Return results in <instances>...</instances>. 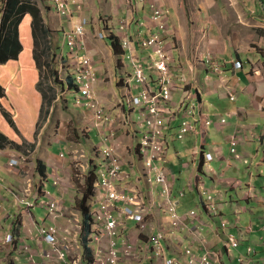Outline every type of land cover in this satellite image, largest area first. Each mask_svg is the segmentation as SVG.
<instances>
[{"label": "rangeland", "instance_id": "rangeland-1", "mask_svg": "<svg viewBox=\"0 0 264 264\" xmlns=\"http://www.w3.org/2000/svg\"><path fill=\"white\" fill-rule=\"evenodd\" d=\"M48 1L31 0L39 8L42 5L40 15L49 31L47 36L40 35V33L34 39L33 52L35 60L40 61L41 64V67H37L38 71L35 74L38 77L36 85L39 92L42 93L41 90H43L48 95L43 98L41 112H43L44 117L41 118L37 129H35L34 138L26 139L22 137L17 127L19 120L16 119V115L2 107L4 105L0 101L2 113L4 110L8 113L5 115L3 113L2 115L9 126L13 128L15 134L21 137L19 142L14 141L11 137L6 138V140H3L2 137L0 138V148L10 146V148L16 149L19 154V156H17L18 154L10 156L7 161V169L16 174L17 180L10 182L1 180L0 177V187L3 189L2 194L12 206L10 210H7L8 217L4 220V227L0 228V264H73L74 262H77V264H157L149 263L146 258L158 255L163 257L164 254L170 251L167 246H163V243L166 242L165 239H157L161 234L165 238L168 237L163 232L164 226L162 223L167 221V218H165L167 208L163 205H155L148 202L146 209H150V211L143 210L141 214L142 223L136 227L140 229L136 239L131 236L128 230L129 223L122 222V227L120 229L116 228L117 222L121 219L120 212H116L115 215H112L110 221L103 223H100L99 219L90 220L87 232L84 231L83 220L79 222L78 229L73 221L78 219L77 210L79 209L77 203L82 197L81 194L83 195L87 188L85 180L87 170L83 177L76 174L80 169V166L76 164L78 160L83 164L97 165V179L93 183V194L89 196V205L95 199V185L100 181L101 173L105 168L107 159L102 156L105 150H109L117 157L118 162H122V166L119 169L123 175L126 173L123 164L129 161L132 155L133 162L138 161L139 166L142 168H145L147 164L158 165L161 161H165L162 164V168L167 170L168 141L165 140L166 137L163 135L159 137L158 134L154 135L153 131L144 127L141 121L137 122L139 120L138 113L136 114V119H133L132 122L127 120L128 115H126L123 125H119L116 121L117 116L113 113L116 107L111 104L113 101L108 99V96L111 95L109 91L102 93V96L100 95L101 98L107 101L105 104L99 99H94L92 97L93 94L84 96L85 98L82 102L76 103L77 94H74L65 85L59 82L55 83L53 78L51 80L48 77L52 66V70L54 71L55 69L60 75L61 78L59 77V80H64L68 68L73 69L77 63V57L86 54L91 59L92 74L95 73L92 76V80L96 81L91 87L86 82V90L93 89L94 85L98 84L100 77L110 80L112 66L107 61H113L114 64H117L118 60L109 57L104 40H107L111 49H113L111 40L116 38L119 49L123 51L128 64L133 63L131 54L141 60L140 65H131L130 75H125L128 77L125 87L129 90L137 88L139 93L140 88L150 85L154 94H160L161 102L158 108L163 111V118L169 122L171 121L170 124L173 119L179 121L176 136L182 134L183 137L177 139H184L190 133L197 136L199 148L205 149V151H201L203 160L207 158L212 161L218 160V158L223 159V157L216 155L222 154L221 151L224 148L223 156L225 158L230 156V162L236 161V158L242 159L245 168L250 167V170L259 168L257 169L259 172L262 169V176H256L257 181H259V188L257 186H249L244 195L248 199L256 198V200L259 199L260 195L264 196V161L261 160V158H264V150L263 156L256 157L257 150L255 152L252 151L249 147L250 144H248L245 147L247 153L239 154L237 147L232 149L226 141L225 135L227 132L218 133L228 123H233V118L229 116V112L224 110H238L241 107V111L245 110L253 119V122L249 121L247 125L249 127L254 124L259 126V134L255 133L254 139H259V136L264 134V126L255 117L261 114L259 106L264 109V104H262L264 103V0H255L253 3H248V14H243L242 16H240L239 11L244 9L240 8L239 5H244L246 2L244 0H175L173 1V8L177 14L174 13L173 17L168 8L160 4L158 0H153L152 3L162 10L163 17L165 15L169 16L170 19L172 17V24L174 25V20L176 23V27L174 26L171 32L173 36L170 37L171 34L168 35V32L171 29L169 28L168 18V31L163 48L171 54L172 61H152L158 58L155 53L157 47H154V49L152 47H144L146 49L141 48L139 52L135 51L136 45H139L137 36H150V33H152L146 34L149 31L145 30V21L148 20L146 17L139 18L138 21H134L132 18L130 23L127 20L116 19L113 22L110 21L108 23L110 24L109 26L105 27L104 24L103 30H101V27L99 29L95 28L94 24L101 25V19L106 20L105 16L95 13V20H93V17L87 15V13L82 14L83 4L81 0H77L78 2L76 3L77 5L80 4L79 7L75 6L77 12V15H75L76 22L83 20L80 23L72 22V19L68 16L69 12L58 8V2L50 0L49 5L47 4ZM160 1L162 2V0ZM252 10H255V12ZM94 11L95 9H93L92 13ZM147 14L149 20L153 22L154 9L151 4L150 10L149 8L147 9ZM123 23L129 28V46L123 45L125 38L121 31ZM76 24L84 31V46H79L77 43L71 46L80 47V50H72L65 39L68 35L67 33H70L72 27ZM157 30L156 26L155 32ZM139 32L141 33L138 34ZM100 33L103 34L102 37ZM167 37L170 39H168L169 42L172 43L171 46H168L169 42L167 44ZM99 39L102 40L103 44H101ZM24 43L27 48V43L25 41ZM205 46L211 48L210 52L213 61L219 63L218 65H223L224 71L215 69L213 61H205L206 53L204 56L202 55ZM225 46L227 53H222ZM95 51H97V54H95ZM145 53H149V55L143 59L139 54ZM120 56L122 59L123 55ZM238 56L241 59H236ZM177 58L183 61L187 60V58H193L192 60L195 61H191L188 67L176 69L174 63L175 61H180L176 60ZM233 60L245 63L241 78L235 75V81H232L231 78L228 80L226 77V72L228 76L233 74V71L227 67L228 64L232 66L231 61ZM94 61H97V63L98 61H104L106 63L103 67V73L108 76L99 75V73H102V68L99 69L100 72L98 73L97 63ZM25 62L27 63V61ZM203 70H206L207 73L203 74ZM178 72H180V75ZM217 79L218 83L215 86ZM51 81L54 85L53 89L49 88ZM118 82H120L119 79L114 81L115 84ZM127 96L128 101L129 95ZM219 100H223L219 111L217 110L219 115H210L209 113H212L213 109L206 110L207 104H216ZM122 102L125 101H119V103ZM123 108L125 111H134L128 104ZM103 110L105 111L103 112ZM96 112H101L104 116V120L98 122L97 125L93 123L95 120L93 114ZM9 116L13 122L9 121ZM89 124H92V127L98 132L99 140L96 144L89 140H95L96 138L94 132L89 135L91 131ZM183 129L186 130L183 131ZM119 131L130 135L132 142L135 144L134 151L129 143L124 148H121L119 141L115 142L116 147L111 143L113 138L114 140L118 139L117 133ZM0 133L6 136V133L1 129ZM48 147L55 154L54 158H47ZM124 152L129 155V158ZM257 160L259 165L256 164ZM146 161L149 162L146 164ZM152 161L155 162L152 163ZM171 164L172 171L175 174L172 176L160 172L157 168L151 171L146 170V173H149L154 180L157 176V181L153 183L151 180L146 179L148 184L143 187L150 188L146 193L167 189V194H172L173 189L175 191L185 189L186 195L180 197L181 203L177 208L178 213L188 212L194 207L197 211H200L201 208L198 203L195 202L194 205L192 203V200L200 198V195L198 193L189 194V187L186 185L185 180L179 181L180 172L185 169H182L180 165L174 164V162H171ZM221 165L222 163H215L213 168L219 171L221 170ZM40 168H44V174H41ZM36 174L38 176L35 178ZM230 176L231 178H236L234 173H226L224 178ZM63 179L66 182H63ZM58 181H61L63 186L66 185L63 191L66 194L61 195L64 199L66 198V201L64 202L65 208H62L63 204L60 202L59 212L54 214L49 206L54 199L50 194L59 195L54 187ZM174 183V187L171 188L170 186ZM231 184H227L224 188L222 183L220 187L216 183H212V186L216 185V188L218 187L216 190H211L209 187L202 185V189L210 196L203 195L200 200L202 198L206 200L211 197L210 201L215 207L206 209L210 215H207L204 211L203 215L195 217V222L191 219V216L187 217V222L191 220L187 227L184 225V223H187L185 219L179 221L182 225L178 231L183 232L185 227V232H189V227H191L192 231L199 234L200 239L198 242L193 243H179L180 246L187 247L176 246L174 250L171 249L172 251L180 249V252H183L180 257L187 255V249L193 255L206 256L208 259L204 257V264H224L222 259L225 254H228L230 259L236 260L239 264H248L250 260H259L256 258L257 251L253 245H247L245 248V251H251L250 255L233 257V250L238 249L243 243L242 228L237 227L240 210H237V208L234 210V214H237V216L236 219H233V222L231 219V214L233 213L226 210L229 205H232L230 200L232 194L229 188ZM155 186L160 187L156 188ZM159 191L157 192L161 198H156L167 199L166 194ZM48 193L50 194L48 195ZM211 194H214V196ZM97 195L100 194L98 193ZM150 197L154 198L153 196ZM137 199L145 198L139 196ZM222 205L223 208L221 210L216 209ZM181 207H185V209L180 210ZM157 208L162 218V223H145L152 213L151 210ZM0 209H3L2 204H0ZM262 212L264 213V203L263 208L259 206V215ZM212 213H217L214 214V218L211 215ZM98 214L94 213L90 217ZM216 216L224 217L228 219V222L219 227L216 225L218 222ZM167 217L168 220L173 219L169 215ZM209 222L212 223L211 226L207 225L210 224ZM261 223H264V219ZM50 225L57 228L58 242H55V239L50 237L51 230L48 227ZM250 228L248 227V230L256 232L257 227L253 224L250 225ZM217 229H220V233L216 234L214 231ZM217 236H220L219 239ZM216 241L221 243V247L218 248L219 251L217 253H214L218 250L215 247ZM24 244H27V247ZM194 263L199 262L196 261ZM256 264H259V261Z\"/></svg>", "mask_w": 264, "mask_h": 264}, {"label": "crops", "instance_id": "crops-1", "mask_svg": "<svg viewBox=\"0 0 264 264\" xmlns=\"http://www.w3.org/2000/svg\"><path fill=\"white\" fill-rule=\"evenodd\" d=\"M49 1L47 4L50 5ZM173 1L175 0H162V2L158 0L160 4H162L164 7L170 10L172 17L174 13L177 14L175 9L173 8L174 7ZM244 1L246 2L244 3V5L242 4L243 6L239 5L240 8L244 9L243 11L242 10L239 11L240 16H242L243 14L244 15L248 14V9H249L248 3L255 2V0H244ZM81 2L83 4L82 14L87 13V15L93 17V20H95V13L105 16L104 18H106V20L101 19V25L98 26L96 23L94 24L95 28L97 27V29L101 27L100 29L103 30L104 24H105V27L107 25L109 26L110 24L108 23H110V21L113 22L116 19L127 20L130 23L132 18L134 19V21H138L139 18L142 19L143 17H146L148 18V20L145 21V27H146L145 30L146 31L149 30L146 34H149L150 32H153L156 30L155 23L149 20V16L147 14V9L149 8L150 10V4L153 2V0H81ZM176 5H178V3H176ZM176 5H175V8H176ZM69 8L71 11V14L69 17L72 19V22H74L76 21L75 15H77L76 8L74 5L69 6ZM93 9H95L94 13H92ZM252 11L255 12V10H252ZM167 17L169 18V16ZM172 17L171 19L169 18V28L171 30L168 32V35L171 34L170 37L173 36V34L171 33L173 30L172 28H174V26L176 27L175 20H174V25L172 24V19H173ZM32 20H33L32 15L30 13H26L23 17L22 22H20L19 36H20V40L22 44V51L20 52L18 58L10 59L9 61L5 63L0 64V83L2 87H4L5 89V96L0 97L1 99L0 101H2L4 105L2 107H4L6 110H9L14 115H16V119L19 120V122L17 123L18 130L20 131L22 137L26 139H31L35 137V133H36L35 129H37V125H39V121L41 120V118L44 117L43 112H41L42 103H43V95L41 92H39L37 85H36V81L38 77L35 76V74H37L38 66L35 60V54L33 52L34 44H35V41H34L35 35L33 34ZM140 33L141 32H139L138 34ZM40 35H42V33ZM168 39L169 38L167 37V44L170 40ZM24 41L27 43V48H26ZM104 41L106 42L104 43L107 45V52H108L109 57L115 58L116 60H118V63L114 64L113 61H107V63H109L112 66V69L110 70L111 79L108 80V78H103V77L99 78V82L97 84V89H96L97 96L99 100L105 104L107 101L101 98L100 95L102 96V93L109 91V93L112 96L109 95L108 99L113 101L111 102V104L116 107L115 111L113 110L112 111L117 116L116 121L119 125H123L125 121L124 118L126 115H128L127 120L132 122L133 119H136L137 113H138V118H139L137 122L141 121V123L144 125V122L142 121L143 119L139 116L138 108H134L133 112L125 111L123 108L126 106V102L135 104L134 99L130 97L129 92H132L134 94L138 92L137 88L128 90L125 87L127 85V80H128V77H126L125 75H130L129 73L132 70L131 65L133 63L130 61L131 64H128L126 61L127 58L123 54L122 50L120 54H116L114 50L111 49L110 45L108 44V41L107 40H104ZM101 44H103L102 40H101ZM171 45L172 43L169 42L168 46H171ZM141 48H144V47H141L140 45L137 44L135 51L139 52ZM210 50H211L210 47L205 46L203 49L202 55L204 56L206 52L211 53ZM95 52L94 53L97 54V51ZM222 53H227L226 46ZM120 55H123L122 59ZM139 55L144 59L148 57L149 53L139 54ZM116 56H118L119 58L118 57L116 58ZM193 58H194V54H193ZM192 59L187 58V60L185 59L183 61L182 59L177 58L176 60H180V61H175L174 67L176 69H183L185 67H188V64H190L191 61H195ZM236 59H241V58L238 56V58ZM25 61H27V63ZM94 62L97 63V61H94ZM241 62H242V68L240 69L235 68L234 66L235 60L231 61L232 66H230L229 64L227 65L228 69L233 71V74L229 76L226 72V77L228 78V80L229 78H231L232 81H235L236 80L235 75L238 76V78H241L243 70H244V64H245L243 63V61ZM249 62L251 63V61ZM105 65L106 63L104 61H98L97 66H96L98 68V73L100 72L99 69L102 68V73H99V75L108 76L105 73H103V67ZM206 73H207L206 70H203V74H206ZM178 74L180 75V72H178ZM118 79L120 80V82L115 84L114 81ZM217 83H218V79L216 80L215 86L217 85ZM113 92H114V95H113ZM73 93L77 94V90H74ZM127 95H129L128 101H127L128 99ZM122 99H125L126 101L119 103V101ZM222 103H223V100H219L217 101L216 104L214 103L207 104L206 110L211 108L213 109V112L209 114L213 116L216 114V116H218L219 113L217 112V110L219 111V107L221 106L220 104ZM224 111L229 112V116L233 118V123L231 122L228 123L226 127L221 129L222 131H219V132L217 130L216 131L220 134L227 132L225 135L226 141L229 143V146L231 148L237 147L239 154H244V153L246 154L247 150L245 149V147L248 144H250L249 147L252 151L255 152L257 150L256 157L263 156L264 134L261 133L262 135L259 136V139H254V136H255L254 134L255 133L259 134V126L257 124H254L253 126L249 127L247 125L249 121L253 122V119L251 118V116H249L245 112V110L241 111V107L238 110H230V111L224 110ZM259 111L261 112V114L258 117L257 116L255 117L259 119L261 124L264 126V117H262L264 116V109L262 106H259ZM2 114L3 113L0 107V129L6 133L7 137H11L16 142L21 141V137L20 136L18 137L15 134V132L13 131V128L9 126L7 120L4 118ZM90 123H91V120H90ZM93 123L97 125L95 122ZM178 125H179V121L176 119H173V122L170 125L164 126V129H166L165 130L166 140L168 141V150H167L168 151V163L166 166L168 174L170 176L175 175L174 172L172 171L171 162H174V164L176 165H180V167L185 170L184 171L181 170L180 172L181 177L179 181L182 182L183 180H185L186 185L189 187V194L198 193L200 195V198L203 196L202 195L203 191L201 190L202 185L209 187L211 190H216L218 187H220L221 183L224 188L227 186V184L232 183L229 186L231 194H232V198L230 197L231 198L230 200H231V204L234 206L229 205V208H227L226 210L233 213L231 214L232 222H233V219L234 218L236 219V216H237V214H234V210L236 208L237 210H240L239 222H237V227L242 228V232L244 235V238L242 240L243 244L238 249L233 250L232 252L233 257L235 256L240 257L241 255H244L246 253L245 251L246 246L253 245L257 251L256 258H258L259 260H255V261L250 260L248 261V264H256L258 261H259V264H263L264 263V230H263L264 223H261V222L264 219V213L262 212V214L259 215V206L263 208V203H264L263 197L264 196L260 195L259 199L256 200V198L248 199L244 195L246 192V189L249 186H252V187L257 186L259 188V181H257L256 176H259V175L262 176L261 174L262 169L259 172V170H257L259 168H252L251 170H250V167L245 168L244 164L242 163V159L236 158V161L230 162L229 161L230 156L228 158H225L223 156L224 148H222V151H221L222 154L216 155L218 157H223V159L218 158V160L212 161L211 159L207 158L206 160H203L201 151H205V149L203 150L202 148H199L198 137L190 133L187 136H185L184 139H177L176 133H177ZM167 127H168V131H167ZM89 129L91 130L89 135L93 134L94 132L96 136L95 140L93 139H89V140L92 141L94 144H96L99 140L98 132L95 128L92 127V124H89ZM117 135H118V139L114 140L113 138V140L111 141V143H113L114 146H115L116 141L120 142L121 148H124L125 145L129 143L131 146V149L134 151L135 144L132 142L130 135H126L122 131H119ZM258 145H259V148H258ZM48 149L46 152L47 153L46 156H48L47 158H54L55 154H53L50 151V149L48 151ZM17 154H18V151L12 147L10 148V146L5 147V148H0V177H1V180H7L10 182L17 180L16 174L13 172H10L7 169V164H8L7 161L9 157L12 155H17ZM125 154L129 158V155L127 153ZM17 156H19V154ZM80 156H84V155H80ZM261 160L264 161V158H261ZM215 163L216 164L222 163L221 170L216 171L215 168H213V165H215ZM256 164L259 165L258 160ZM123 165H124L123 166L124 169L126 170V173L123 175L124 177L119 180V185L121 186L120 188L125 189V192H124L125 194L131 195L130 186L136 183L134 175L140 174L143 168L139 166L138 161L133 162V155L131 156V159L129 161L124 162ZM88 166L90 168V164ZM5 169H7L8 171ZM226 173H234L236 174V178H231V176L228 178H224V175ZM37 176L38 174L35 175V178ZM216 178H218L219 180ZM63 182H66V181H64L63 179ZM212 183H216L218 187L216 188V185L212 186L211 185ZM140 185L144 186L146 185V183L142 181ZM174 185L175 183L172 185V188L174 187ZM54 187L56 188V191L59 193V195L55 196L50 193H48V195L50 194V196L54 198L55 200H57L59 204L60 202H62L63 204L62 208L64 209L65 208L64 202L66 201V198L64 199V197L63 196L61 197V195L66 194L65 192H63L66 188V185L63 186L62 182L60 181L58 184L54 185ZM155 187L157 188L158 186H155ZM149 189L150 188H146V187H143L142 189L143 192L145 193V201L147 204H149L150 201L162 202L163 205L167 204L166 203L167 199L156 198V197L161 198V196L157 192L159 190L151 191V192H148L147 194L146 192ZM2 193H3V189H1L0 187V204L3 205V209H0V228L4 227L5 225L4 220L8 217L7 210H10L12 207L10 202L5 198V196ZM185 195H186L185 189H181L177 191L173 189V193L170 194L169 198L171 199V201L175 203L174 205H175V209L177 213H178L177 208L179 204L181 203L180 197H183ZM150 196H153L154 198ZM200 198L192 200L193 205L195 202L198 203V205L201 208L200 211H197L195 207L193 206L194 208H191L188 212H184L181 214L178 213L183 219L186 220V222H187V217H189L188 214L192 210H195L196 212V216L191 217V219H193L194 222H195V217L199 215H203L202 213L204 211L207 213V211L204 208V201H203L204 199L202 198L200 200ZM121 204H125V203L121 202ZM222 208H223V205L221 206V209ZM184 209L185 207L180 208V210H184ZM157 210L158 208L151 210L152 211L150 215L151 217L149 216V218L146 219L145 223H162V218L159 214V211ZM77 211L80 212V210H77ZM166 213L167 215L170 216L167 210H166ZM167 215L165 216V218H167V221L162 224L164 226L163 232L166 235H168V237L165 238L163 234H161L158 237L159 239L166 240V242L163 243V246H167L170 249V251L167 254H164L163 257L160 256L158 258V257L153 256V257L146 258V260H149V263H157V264H187V257L186 256L180 257L183 254L182 251L180 252V249L176 251H172V250H174L176 246L181 247V248H186L187 246L186 247L180 246L179 243L198 242L199 237L197 236V233L195 231L191 230V227H189L190 229L189 232H185L186 231L185 227L183 228L184 230L183 232L178 231L182 224L177 226L176 228L173 227L172 221L168 220ZM207 215H210V214L207 213ZM212 217L214 218L215 216L212 215ZM216 218L218 219V222L216 223V225L220 227L219 223L221 221V218L223 217L216 216ZM190 221H188L187 223H184V225L187 227V225L190 224ZM128 223H129L128 230L130 231L131 236L136 239L138 230H140L139 228L137 229L136 227L138 224L142 223L141 215L135 214L133 218L129 219ZM209 223L210 224H207V225L211 226L212 223L211 222ZM251 224L257 227V229L255 230L256 232L248 230V227L250 228ZM214 233L216 234L220 233V229L215 230ZM217 237L219 239L220 236H217ZM215 243H216L215 247H217L216 249L221 247L220 242L216 241ZM24 245H27V244H24ZM218 251L219 249L217 250V252ZM196 255H200V254H196ZM222 260L224 264H239V262H237L236 260L230 259L228 254H225Z\"/></svg>", "mask_w": 264, "mask_h": 264}, {"label": "built area", "instance_id": "built-area-1", "mask_svg": "<svg viewBox=\"0 0 264 264\" xmlns=\"http://www.w3.org/2000/svg\"><path fill=\"white\" fill-rule=\"evenodd\" d=\"M54 1V0H53ZM56 2H58L57 6L60 9H63V11L67 10L69 12L70 16V11H69V6H78L76 3L78 2L77 0H55ZM4 0H0V23H1V17L3 15V7H4ZM151 7L154 9V15H153V22L155 23V25L157 26V31L154 33H150V36H141L138 35V41H139V45L141 47H152L154 49V47H157L156 50V54L158 55V58L153 59L152 61H172V57L171 54L164 50V42L166 39V34L168 31V17L167 15H165L163 17V12L161 9H158L153 3H151ZM83 20H79L76 23H80ZM126 21V20H123ZM74 22V23H75ZM121 31L123 32V35L125 36L124 41H123V45L124 46H129L130 44V39L128 37L129 35V28L126 27L125 23H123L122 25ZM68 34V35H67ZM67 37L65 38L67 41L68 46L71 47L72 50H80V47H76V46H71L74 43H77L79 46H84V39H83V34L84 31L81 27H78V25L76 24L75 26L72 27V31L70 33H67ZM101 37H102V33H100ZM135 53V52H134ZM131 56L133 57V64L134 65H140V59L138 57H134V55L131 54ZM205 61H213L212 57H211V53H207L205 55ZM74 71L77 74V86L76 89L77 90H82L79 95L84 94L85 92H88L89 90H86L85 88V83L87 82V84L89 85V87H91L93 84H95L96 81L92 80V76L95 74H92V65H91V59L88 57V55L86 54H82L81 57H77V63L75 64V66L73 67ZM216 69V67H215ZM95 86V85H94ZM88 95V94H86ZM166 97V96H165ZM134 99V103H129V105L132 108H138L139 109V116L143 119L142 121L144 122V127L149 128L153 131L154 135L158 134L159 137L160 136H165V130L164 126L165 125H169L170 122L163 118V111L161 109L158 108L161 100H160V94H154L152 92L151 86H143L142 88H140V92L138 93V95L133 97ZM100 121L102 122L104 120V116L100 115L99 116ZM169 122V123H168ZM168 128V127H167ZM186 129H183V131ZM182 135V134H180ZM166 140V139H165ZM102 156L104 159H107L105 162V168L104 171L101 173V179L98 183L99 186L98 188H95L97 191L95 193V198L99 199L102 203L101 205V210L107 215V216H111L108 214V206L110 204H112L114 202V197L119 195L118 193H124L125 189L121 188L118 190V192L116 190H114V181L116 180V177L119 175V167L122 166V162H118V159L116 156L113 155V153H111L109 150H105L102 153ZM155 160V158H154ZM155 162V161H153ZM152 162V163H153ZM162 162L161 161L158 165L155 164H147L145 165V171H151L153 169H158L160 172H163V168H162ZM77 165L80 166V168H84L87 166V164H83L82 162H78L76 163ZM84 172L79 173L80 177L84 176ZM103 188L104 191L100 192L99 189ZM100 195H97V194ZM50 210L51 212H54V214H56L57 212H59V206L60 204L58 203L57 200L53 199L50 204ZM51 230V234L50 237L55 239V242H58L57 240V228L56 226L51 227L48 226ZM187 251V255L188 256H193L195 257L190 250H186ZM248 254L251 253V251H247ZM205 258H207L205 256ZM208 259V258H207ZM211 260V259H209ZM197 262H199V264H204L203 263V259H199L197 260ZM73 264H76V262H74Z\"/></svg>", "mask_w": 264, "mask_h": 264}, {"label": "trees", "instance_id": "trees-1", "mask_svg": "<svg viewBox=\"0 0 264 264\" xmlns=\"http://www.w3.org/2000/svg\"><path fill=\"white\" fill-rule=\"evenodd\" d=\"M4 7H3V15H2V24L0 27V64L5 63L9 61L10 59H17L20 52L22 51V45L19 39V28L21 20L23 19L24 15L26 13H30L33 17L32 20V29L33 34L36 36L38 33H42L43 35H48V29L45 27V24L43 22V19L40 15V9L38 6L34 5L31 0H4ZM111 45L116 53L121 52L119 49V44L117 42V39L114 38L111 40ZM37 66L41 67L40 61H36ZM50 64V63H49ZM51 73L48 75V77L55 83H61L62 85H65L68 89L76 88L77 86V74L74 71V69L68 68V71L66 72L65 79L59 80L60 75L52 70V66L50 69ZM61 78V77H60ZM65 84H64V83ZM51 81L49 88L53 89L54 85ZM42 91L43 98H46L48 95L45 91ZM5 91L4 87H2L0 83V97L4 96ZM73 97V96H72ZM4 115L8 114L6 110L3 111ZM8 117V115H7ZM9 121L13 122L12 118L9 116ZM3 138V140H6V136L2 135L0 133V138ZM40 161V159H39ZM96 169L97 165L90 164V168L87 170L86 175V185L87 188L84 191L82 197L78 200L77 207L80 210L82 217H83V223L85 225L84 231L87 232L90 226V205L88 203L89 196L93 194V183L95 181L96 177ZM41 174L45 173L44 168L39 169ZM85 241V238H84Z\"/></svg>", "mask_w": 264, "mask_h": 264}, {"label": "bare ground", "instance_id": "bare-ground-1", "mask_svg": "<svg viewBox=\"0 0 264 264\" xmlns=\"http://www.w3.org/2000/svg\"><path fill=\"white\" fill-rule=\"evenodd\" d=\"M69 11H70V8H69ZM70 14H71V11H70ZM215 63V67L217 69H222L223 71L225 70L223 68L222 65H218L219 63H217L216 61H213ZM234 66L235 68H242V62L241 61H235L234 63ZM96 87H97V84L94 86L93 89L89 90L88 92H85L84 94L82 95H79V93L82 91V90H77V96H76V103H79V102H82L84 100V96H91L93 94V98L94 99H99L98 96H97V91H96ZM88 94V95H86ZM105 110H103L104 112ZM102 112V113H103ZM102 115L101 112L98 113H94L93 116L95 118L94 122L96 124H98V122L100 121L99 119V116ZM179 137H183L182 135H178L176 136V138H179ZM167 141V140H166ZM233 149V148H232ZM231 149V150H232ZM149 161H146V164L148 163ZM153 162V161H152ZM165 161L162 162V164L164 163ZM89 166H86L84 168H80L79 169V172H77L76 174L79 175V173L81 172H84L86 170H88ZM166 175H169L167 170H165L163 168L162 170ZM136 176V183H134L132 186H130V190H131V195H127L125 193H118L119 195L115 196L114 197V202L112 204H110L108 206V214L111 215V216H107L102 210H101V201L99 199H94L91 201V205H90V215H93L94 213H99L98 215H94V216H91L90 217V220H96V219H99V222L100 223H103L105 221H110L112 219V215H115L116 212H120L121 213V219L117 222V225H116V228L117 229H120L123 225L122 222H126L128 223L129 219L133 218L135 214H142L143 210H147L149 211L150 209H146V201L145 199H137V197L139 196H143L145 198V193L143 192V186L140 185V183L142 181H144L146 183V185L148 184L146 179H149L151 180V182H155L157 181V176L155 178V180L153 179V177L149 174V173H146L145 169L143 168L142 169V172L138 175H135ZM124 176L123 174H121V170L119 169V175L116 177V180L117 181H114V190H116L118 192L119 189H121L120 185H119V180L122 179ZM60 181L57 182V184L59 183ZM98 184L95 185V188H98ZM172 188V185L170 186ZM203 192H202V195H208L210 196V194H207V192L203 189H201ZM97 190L95 189L94 193L96 192ZM100 192H103L104 189L103 188H100L99 189ZM167 189H164L162 191H160L161 193L163 194H166L167 196V204L166 205H163L162 202H155V201H150L151 203L155 204V205H163V206H166L167 208V211L169 212L171 218H173L171 221H172V225L173 227H177L179 225H181L182 223H179V221L183 220V218L177 213L176 209H175V203L173 201H171V199L169 198L170 197V194H167ZM134 195H135V198H134ZM212 196H214V194H211ZM211 200V197H208L206 200L204 199V208L205 210L207 209H212L213 207H215V205L210 201ZM121 202L125 203V204H121ZM217 210H221V206H219L218 208H216ZM209 213V212H208ZM77 214H78V219H75L73 220L77 229H78V224L80 221L83 220V217H82V214L81 212L77 211ZM210 214V213H209ZM214 214H217V213H212L211 215L215 216ZM188 216H196V212L195 210H192L191 212H189ZM228 222V219L226 218H221V221L219 223L220 227H222L225 223ZM239 222V220H238ZM246 234V232H245ZM197 236L199 237V234H197ZM244 238V235H243V232H242V240ZM157 239H159V237H157ZM200 239V237H199ZM25 247H27V245H25ZM191 248V247H190ZM214 253H217V251H215ZM161 255H158V256H155V257H160ZM195 257H192V256H188L186 255L187 257V264H199V263H194L196 262L197 260L199 259H203V263H204V257L205 256H200V255H194ZM77 264V262H76Z\"/></svg>", "mask_w": 264, "mask_h": 264}, {"label": "clouds", "instance_id": "clouds-1", "mask_svg": "<svg viewBox=\"0 0 264 264\" xmlns=\"http://www.w3.org/2000/svg\"><path fill=\"white\" fill-rule=\"evenodd\" d=\"M206 54H207V52H206ZM74 90H77V89H76V88H73L72 91H74ZM128 90H129V89H128ZM129 93H130V97H131V98H133L134 96L138 95V92H137L136 94H134V93H132V92H129ZM122 100H123V101H126L125 99H122ZM127 104L129 105L128 102H126V105H127ZM133 109H134V108H133ZM87 166H88V165H87ZM96 179H97V178H96ZM246 254H248L247 251H246V253H245L244 255H246ZM249 255H250V254H249ZM241 256H242V255H241Z\"/></svg>", "mask_w": 264, "mask_h": 264}]
</instances>
